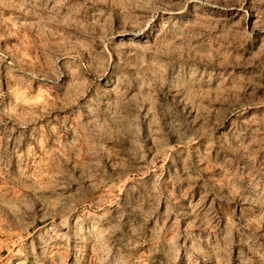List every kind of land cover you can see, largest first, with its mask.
<instances>
[{"label":"rangeland","instance_id":"rangeland-1","mask_svg":"<svg viewBox=\"0 0 264 264\" xmlns=\"http://www.w3.org/2000/svg\"><path fill=\"white\" fill-rule=\"evenodd\" d=\"M0 264H264V0H0Z\"/></svg>","mask_w":264,"mask_h":264}]
</instances>
